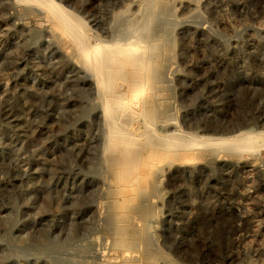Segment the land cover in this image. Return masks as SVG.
<instances>
[{
    "label": "rangeland",
    "instance_id": "obj_1",
    "mask_svg": "<svg viewBox=\"0 0 264 264\" xmlns=\"http://www.w3.org/2000/svg\"><path fill=\"white\" fill-rule=\"evenodd\" d=\"M56 1L101 43L145 36L142 64L114 79L144 136L130 157L108 148L70 39L37 4L0 0V264H264V146L174 134L264 130V0ZM145 123L181 145L157 147Z\"/></svg>",
    "mask_w": 264,
    "mask_h": 264
},
{
    "label": "bare ground",
    "instance_id": "obj_2",
    "mask_svg": "<svg viewBox=\"0 0 264 264\" xmlns=\"http://www.w3.org/2000/svg\"><path fill=\"white\" fill-rule=\"evenodd\" d=\"M15 1L24 2V4L25 3H30V4L33 3L35 5L37 4L39 7L44 8L43 10L44 11L46 10L48 12L50 18L52 19V22L51 23L54 22V25L58 28V30H61L62 32H64L66 34V36L68 37V39H70V41L72 42V44L74 46V50L77 53V55L79 57V60L81 61L82 65L84 67H86L87 69H89L90 72H91V74H92V76L94 77L97 91L99 93V96H101V99H102L101 100L102 102H100V104L103 103V105H102V112H103V116H104V122H105L104 124L107 126V130H108V135L110 137V141L113 142L111 140V138L113 139L114 137H116L115 142H113V143L110 142L109 145H108V148L111 149V148H114V147H117L118 146L120 148L119 149L120 152H124L126 154V156H129L130 157L134 153V151L133 152L126 151V149H127L126 148V146H127L126 144L128 143V140L129 139H132V140L134 139L135 142L138 143L140 141L139 138H140L141 134L143 135L144 133L142 132V133H140L138 135H136V134H134L132 132H129L128 133V131H127V125H128V121H129L128 120V112H130L128 110H129L130 105H131L130 101L128 100V96H129L128 94L129 93L126 90H124V89L123 90L122 89L119 90V89L115 88L114 87V79H115V77L121 75L122 74L121 71H123L124 68H126L125 66L129 65L130 63L134 62L137 65H141L142 64V62L144 61V58H145L144 57V54H145V50H146L145 49L146 43L144 41L145 40L144 39L145 36H143L142 35V32H140L139 29L135 28L136 25H134L133 28H131V29H129L130 27L128 28L129 31H127V34L125 33V35H124L123 38H121L119 36L120 39H116L117 36L116 37L114 36L115 39H113V41L101 43L103 41H100L99 40V36L97 38L96 36H93L92 34L89 33V29L90 28H88V25H86L84 23L85 21L83 22L84 19H82L78 14H76L70 8L66 7L65 5H63L60 2H57L56 0H15ZM145 16L141 15L140 18L145 17ZM149 18L150 17H148L147 20ZM143 19H145V18H143ZM138 24H139V22H138ZM148 24H149V22H148ZM144 35H145V33H144ZM63 37H65V35ZM65 40H66V38H65ZM147 56H148V54H147ZM153 58H155V57H153ZM133 70H135V68H133ZM137 70L139 71V69H137ZM143 78H144V76H143ZM137 80L139 81V79H137ZM120 84H118V85L121 87L122 84L121 85ZM145 88H141V89H145ZM134 90H136V89H134ZM154 94H155V92H154ZM141 95H142V93H141ZM135 100L136 99H134V101ZM142 104H143V102H142ZM140 112H143V111H140ZM136 119H137V117H136ZM144 120H145V118H144ZM137 121H138V119H137ZM145 128L146 129H149L148 132L146 131L147 132V135L145 137H148V140H153L156 143H157V140H159L158 143L161 142L162 147L164 145H165V147H169L170 145H168V144H171V143L174 144V142H176L175 140L178 141V139L182 136V134H185L184 136H187L191 140L192 139H196V140H194V141H196L195 142L196 145H194V146H198L200 148L205 147V146L208 147V145L209 146H215L216 145L218 147H224L225 149L232 150V151H245V152H250L251 151L252 152V151H255V150L258 151L260 149V147L264 146V130H257V129L250 128V127L237 128V129L229 130V131L222 132V133L220 132V133L206 134V135H200V136H197L195 134H190L189 132H186L183 129L179 128L178 130H175L176 132H174V134L175 135H178V136L181 135V136H179V138L177 136L176 139L171 136L174 139L173 140L174 142L172 140H171L172 142L170 141L171 138L169 137V135H166L165 137H161V136H158L157 134H155L154 131L150 130V125H148V123H145ZM164 134H166V133H164ZM186 134H189V135H186ZM143 138L144 137H142V141L143 140L144 141L147 140V138L146 139H143ZM183 138H185V137H183ZM183 138H181L182 143H184L183 142V140H184ZM188 138H187V141H188ZM136 140H138V142ZM153 141H151V142L153 143ZM179 141H178L177 144H180ZM190 142L192 143V141H190ZM190 142H188V143H190ZM134 143H132V144H134ZM139 143H141V142H139ZM156 143H154V144H156ZM158 143L156 144L157 147H158ZM188 143H185V144L187 146L191 145V144L188 145ZM145 144H147V142L144 143V145ZM148 145H150V144L148 143ZM156 145H154V146H156ZM166 145H168V146H166ZM135 146H136V144H134V148H135ZM182 146L184 147L183 144H182ZM130 147H131V144H130ZM136 147H140V149H141L142 146L140 145V146H136ZM157 147H154V148H157ZM191 147H193V144H192ZM151 150H153V148ZM112 152H114V150ZM150 154H151V152H150ZM112 156H114V155H112ZM139 156L142 157V155H140V154H139ZM136 157H137V155H136ZM140 157H139V159H140ZM110 158H108V159H110ZM122 161H123V163H126V162H124L125 160H122ZM139 164H140V162H139ZM139 164H138V166H139ZM156 165H157V163H156ZM123 166H125V165L123 164ZM121 167H122V165H121ZM134 168L136 169V167H134ZM134 168H133V170H134ZM111 169H113V167H111ZM114 170H113V172H114ZM117 170L118 169L116 168V170H115L116 173H119V172H117ZM152 170H153V168H152ZM135 171H137V170H135ZM124 172L121 173V175H123V177H124ZM129 172H130V170H129ZM132 174H135V173L132 172ZM143 176H144V174H143ZM130 178H132V177L130 176ZM136 178H137V180H136L137 182H135V184H137L139 182L138 177H136ZM139 178H140V176H139ZM127 179H128V177H127ZM132 182H133V180H132ZM138 185H139V183H138ZM138 185H137V187L136 186H134V187L139 188ZM126 187H127V185H126ZM137 195H136V197H137ZM136 241H138V240H136ZM140 249H141V247H140ZM145 259H146V257H145Z\"/></svg>",
    "mask_w": 264,
    "mask_h": 264
}]
</instances>
